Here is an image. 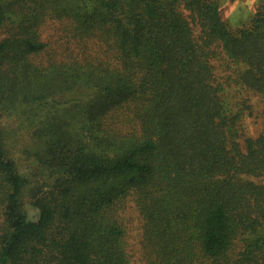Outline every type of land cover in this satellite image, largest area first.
Instances as JSON below:
<instances>
[{
	"label": "trees",
	"instance_id": "1",
	"mask_svg": "<svg viewBox=\"0 0 264 264\" xmlns=\"http://www.w3.org/2000/svg\"><path fill=\"white\" fill-rule=\"evenodd\" d=\"M255 96L264 121V9L233 29L214 0H0V264H264Z\"/></svg>",
	"mask_w": 264,
	"mask_h": 264
},
{
	"label": "rangeland",
	"instance_id": "2",
	"mask_svg": "<svg viewBox=\"0 0 264 264\" xmlns=\"http://www.w3.org/2000/svg\"><path fill=\"white\" fill-rule=\"evenodd\" d=\"M214 1L218 5L221 19L233 29L247 24L257 10L264 9V0ZM49 29L50 25L45 24L42 32L43 39L47 38ZM194 33L196 34V30H194ZM75 96L79 98V92L75 93ZM252 105L254 107V113L243 119L242 127L246 136L257 137L260 134L264 135V121L260 115L261 104L256 96L252 98ZM2 118L4 128L7 132L6 142L9 148L15 151L13 157L18 161L19 166L20 164L25 166L23 160H27V150H33L35 148V143L31 140L30 136V126L23 122L22 117L16 116L15 114L8 116L4 115ZM31 215H33V212H31ZM126 216L130 217L133 221V234L136 238L132 240V243L137 246L138 240L140 239L139 225L141 223V218L132 206L126 209ZM132 264L136 263L132 262Z\"/></svg>",
	"mask_w": 264,
	"mask_h": 264
}]
</instances>
